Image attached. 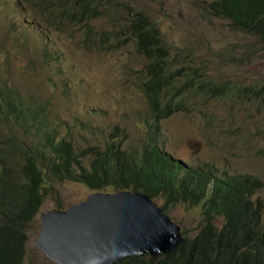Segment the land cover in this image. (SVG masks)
Returning <instances> with one entry per match:
<instances>
[{
	"label": "rangeland",
	"instance_id": "374dc122",
	"mask_svg": "<svg viewBox=\"0 0 264 264\" xmlns=\"http://www.w3.org/2000/svg\"><path fill=\"white\" fill-rule=\"evenodd\" d=\"M112 1L121 20L112 26L110 16L104 14L88 22L97 32H109L108 43L123 41L125 35L121 34L124 29L130 30V19L146 15L160 30L170 54L169 62H177L170 63L175 68L190 71L202 67L204 79L230 86L264 78V63L255 38L233 32L224 19L202 17L196 6L206 0ZM17 6L18 0H0L2 87L18 93L24 102L28 96L43 101L42 114L59 130L60 137H67L68 128H72L75 137L81 139L77 149L101 142L116 127L126 129V145L139 147L148 134L144 120L151 122L153 115L140 90L145 60L135 52L132 40L126 38L113 50L111 45L105 46V41L97 43V38H92V47H86L83 26L72 24L67 30H56L37 19L30 9L21 11ZM219 48L217 56H210ZM190 61L194 65L188 68ZM175 74L181 85L183 72ZM183 97L188 110H173L157 123L161 126V144L185 163L195 165L199 160L224 172L255 174L264 183V110H258L259 103L240 101L234 95L205 100L191 90ZM80 124L94 133L81 138ZM9 126L22 131L15 124ZM6 135L0 131V147ZM55 186L64 207L84 200L92 192L84 184L72 181ZM257 196L264 203V186ZM54 208L56 200L52 194L42 211ZM200 209L199 205L177 203L168 210V216L179 225L181 233L191 236L198 230ZM38 232V223L33 221L23 264H55L36 246Z\"/></svg>",
	"mask_w": 264,
	"mask_h": 264
},
{
	"label": "trees",
	"instance_id": "16d2710c",
	"mask_svg": "<svg viewBox=\"0 0 264 264\" xmlns=\"http://www.w3.org/2000/svg\"><path fill=\"white\" fill-rule=\"evenodd\" d=\"M19 2L53 29L67 30L72 24L83 26L86 47H92V38H97V43L105 41V46L111 45L113 50L122 44L108 43V32H97L88 24L95 12L110 8L111 0ZM196 8L202 17L227 19L233 32L254 37L264 63V0H206ZM139 15L143 13L139 11ZM113 16L112 23L114 19L116 22L122 19L120 13H113ZM64 20L68 23L64 24ZM127 27L130 30L124 29L121 35L131 39L136 52L147 59L141 70L140 90L153 115L151 122L147 118L144 120L145 126L149 125V136L142 143L140 154L134 146L128 152L127 148L118 146L120 140L115 143L118 128L107 136L114 141L103 147L86 144L81 149L76 148L81 139L75 137L72 128H68L67 137H60L59 130L49 122H44L46 131L42 132L45 134L42 141L26 143L11 137L1 150L0 158V264H22L29 223L46 197L57 192L54 182L61 183L65 179L80 181L91 191H106L107 188L139 191L152 199H161L165 212L177 203H203L199 228L192 237L185 235V240L167 254L153 258L134 256L140 264H208L212 256L218 264H224L225 258L252 264L255 241L264 232V203L260 197L254 198L264 186L262 179L250 174L223 171L218 175L215 172L217 185L211 178L201 177L195 166H184L158 147L157 123L173 110L187 109L183 95L196 87L204 73L202 67L187 71L170 64L177 62L169 63L170 54L161 32L148 16L130 19ZM220 51V48L214 50L210 56H217ZM193 65L192 61L187 63L188 68ZM180 72H183V79L178 85L175 73ZM2 80L0 74V121L8 118L23 121L24 116L42 120L38 115L45 112L43 101L28 96L24 102L12 89H4ZM206 89L214 93L226 90L209 82ZM235 90L238 99L257 101L258 110H264V78L249 85H237ZM79 129L81 138H89L94 133L82 124ZM199 166L210 172L204 164ZM56 207L62 208V203L58 202ZM218 219L222 220L220 225L216 223ZM115 264L132 263L126 256Z\"/></svg>",
	"mask_w": 264,
	"mask_h": 264
},
{
	"label": "water",
	"instance_id": "95a60500",
	"mask_svg": "<svg viewBox=\"0 0 264 264\" xmlns=\"http://www.w3.org/2000/svg\"><path fill=\"white\" fill-rule=\"evenodd\" d=\"M179 227L147 195L96 191L65 209L40 214L36 245L60 264H113L125 253H165Z\"/></svg>",
	"mask_w": 264,
	"mask_h": 264
},
{
	"label": "clouds",
	"instance_id": "9594fccd",
	"mask_svg": "<svg viewBox=\"0 0 264 264\" xmlns=\"http://www.w3.org/2000/svg\"><path fill=\"white\" fill-rule=\"evenodd\" d=\"M20 0H18V3H19V6H17L18 9H20L21 11H25L26 9H30V8H27L25 5L21 4L19 2ZM116 3H114L112 0H111V6L110 8L113 9L112 12L109 11V9L107 11H104V10H99L98 12H95L94 15H92V17H90V19H88V22L91 20V19H97L99 16L101 15H109L110 16V21H111V18H113V13H117L118 14V9L117 8H114ZM31 10V9H30ZM32 11V10H31ZM33 12V11H32ZM33 14L35 15V13L33 12ZM36 16V15H35ZM37 19H39L40 21H42L39 17L36 16ZM223 19V18H221ZM226 20L227 22H229L227 19H224ZM115 19L112 23V26L113 24L115 23ZM23 22L25 24H28V21L24 20L23 19ZM46 24V23H45ZM48 25V24H47ZM105 33L107 32V30L104 31ZM103 33V32H102ZM108 35H109V32H108ZM126 41V38L121 41L122 44ZM134 47H135V44H134ZM136 52V50H135ZM137 53V52H136ZM138 54V53H137ZM139 55V54H138ZM141 56V55H140ZM144 60L147 61V59L145 57H143ZM170 59V57H169ZM170 63V62H169ZM172 65V64H171ZM173 66V65H172ZM174 67V66H173ZM212 83L216 86H219V87H222L226 90H223V93H214L215 91H211V90H207L206 89V85L207 83ZM249 85V84H247ZM235 88H237V86H230V85H227L226 83H223V84H216L210 80H206L202 77H200V79L198 80L197 84H196V87L194 89H192L191 91H195L200 98H203V99H207V100H213V97H217V98H224L226 96H229V95H234L237 99V93H236V90ZM240 100V99H238ZM240 101H251V100H240ZM185 105V104H184ZM186 107V106H185ZM187 108V107H186ZM182 111H186L188 110L187 109H181ZM151 113V112H149ZM39 117L42 118V120H39L38 118H35V117H28V116H24V120H16L14 118H8V119H3L4 121L0 122V131H4L5 133H7L6 137H5V140L3 141V144L2 146L0 147V158H1V155L3 154L2 153V149L8 144L9 142V139L11 137H14L16 138L19 142H26V143H30L31 141H34V142H38V141H42V139L44 138L45 134L42 133L44 131H46L45 127L43 126L46 122L48 123L49 122V119H48V116L46 114H40L38 115ZM12 123V124H15L17 125L20 129H22V131H19L18 129L14 128V127H11L9 126V124ZM149 127V125H148ZM48 128V127H47ZM118 128V134H117V139L115 138V143H118L119 140H120V143L118 146L122 147V149H125L127 148L128 152L130 151V147L131 146H134V145H126V139H127V131L126 129H124L123 127L119 128V127H116ZM116 128L114 130H116ZM160 129H161V126H159V131H158V135H157V145L159 148L167 151L171 157L173 159H175L177 162H180L182 163L184 166H195L196 169L199 171L201 177H208V178H211L212 180H214L216 182V184L218 185L215 177H214V173L217 172L218 175H220L223 171L219 170L218 168H216L214 165H212L211 167H208L207 164L202 161H197L195 165H192V164H188V163H185L184 161H182L181 159H178L176 158L168 149L165 148V146L163 144H161V139H160ZM114 131L110 132L109 135H111V133H113ZM147 133H148V129H147ZM107 135V136H109ZM38 136L39 139H36L35 137ZM105 136V138L99 142V143H91L90 145H96V146H100V147H103L107 142L109 141H114L112 139H110L109 137ZM149 136V133L147 134V136L144 138V140H146ZM144 140L141 142V144L139 145V147H136L138 150L136 151L138 154H140L141 152V145L142 143L144 142ZM135 147V146H134ZM126 150V149H125ZM2 153V154H1ZM84 164L87 165V162H86V159H84ZM199 164H204L205 167L207 169L210 170V172H207L205 170H203L202 168H200ZM231 173V172H229ZM239 174H247V173H239ZM251 175V174H250ZM254 176H257L255 174H252ZM64 181H72V182H78V183H81L80 181H75V180H69V179H65V180H62L61 183H63ZM55 183H60V182H54V185ZM83 184V183H82ZM85 185V184H84ZM86 186V185H85ZM56 187V186H55ZM87 187V186H86ZM122 190H128V189H122ZM101 192H115V191H104V190H99ZM116 191H119V190H116ZM131 191V190H130ZM93 192H96V191H92L90 193H93ZM132 192H138V193H142V192H139V191H132ZM259 192V191H258ZM257 192V193H258ZM89 193V194H90ZM257 193L254 195V198L257 197ZM52 194H55V200H56V204L58 202H61L62 203V208H54V209H65L66 207H64V203L61 201V197H60V194L58 192V189H57V192H51L49 195H52ZM145 194V193H143ZM48 195V196H49ZM146 195V194H145ZM47 196V197H48ZM46 197V199H47ZM87 197V196H86ZM150 198V197H149ZM154 202H156L158 204V206L161 208V205L158 203V201H162L161 199H152ZM79 202V201H78ZM163 202V201H162ZM45 201L43 202L39 212L37 213V215L35 216V218L29 223L27 229H26V234H27V240L25 242V255H26V244H27V241H28V230H29V226L31 225V223L33 221H37L38 223V235L40 233V214L42 212V207L44 205ZM72 204V203H71ZM70 205V204H69ZM187 205V204H186ZM195 206V205H193ZM199 206L201 207L202 209V206H203V203H199ZM173 207V206H172ZM171 207V208H172ZM200 209V211H201ZM50 210V209H49ZM162 210V208H161ZM169 210V209H168ZM168 210L163 211L167 216L169 215V212ZM201 215V214H200ZM169 217V216H168ZM263 217H264V210H263ZM170 218V217H169ZM171 219V218H170ZM171 221H173L171 219ZM174 222V221H173ZM222 222L221 219H218L216 221L217 225H220ZM175 223V222H174ZM178 227L179 225L177 223H175ZM200 224V223H199ZM180 228V227H179ZM199 228V227H198ZM197 232V231H196ZM195 232V233H196ZM194 233V234H195ZM179 234H180V237L182 238V241L178 242L174 247L170 248L167 252L165 253H158V254H167L168 252H170L172 249H174L176 246H178V244H180L181 242H183L185 240V234L182 232L181 233V230L179 229ZM194 234H192L191 236H188V237H192ZM187 236V235H186ZM38 237V236H37ZM36 237V238H37ZM35 242H36V239H35ZM36 244V243H35ZM37 246V245H36ZM38 247V246H37ZM39 249V248H38ZM40 250V249H39ZM43 255L48 258L49 260H51L52 262H54L55 264H60L58 261L54 260L53 258L49 257L48 255H46V253H44L42 250H40ZM158 254L156 255H152L150 252H144L142 254H139V253H132V254H124L121 258L117 259L115 263H117L118 261H120L122 258L128 256L129 257V260L131 261L132 264H140L136 261V259L134 258V256H139V257H144V256H147V257H155L157 256ZM24 255V257H25ZM23 261H24V258H23ZM243 260H232V259H228V258H225L224 259V264H240ZM113 263V264H115ZM209 263L211 264H218L217 261H216V258L214 256H212L209 260ZM208 263V264H209ZM23 264V262H22ZM142 264H148V263H142ZM252 264H264V232H262L256 239L255 241V249H254V254L252 256Z\"/></svg>",
	"mask_w": 264,
	"mask_h": 264
}]
</instances>
